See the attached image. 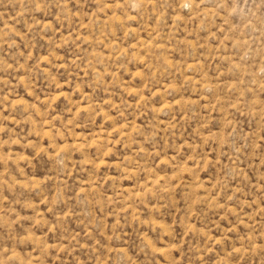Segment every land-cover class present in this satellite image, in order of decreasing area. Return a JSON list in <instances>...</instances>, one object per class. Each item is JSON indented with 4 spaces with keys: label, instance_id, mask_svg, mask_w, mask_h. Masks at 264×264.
Here are the masks:
<instances>
[{
    "label": "rangeland",
    "instance_id": "1",
    "mask_svg": "<svg viewBox=\"0 0 264 264\" xmlns=\"http://www.w3.org/2000/svg\"><path fill=\"white\" fill-rule=\"evenodd\" d=\"M0 264H264V0H0Z\"/></svg>",
    "mask_w": 264,
    "mask_h": 264
}]
</instances>
